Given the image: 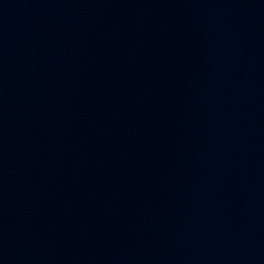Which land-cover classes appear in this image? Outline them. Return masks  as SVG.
I'll list each match as a JSON object with an SVG mask.
<instances>
[{
	"label": "water",
	"instance_id": "1",
	"mask_svg": "<svg viewBox=\"0 0 264 264\" xmlns=\"http://www.w3.org/2000/svg\"><path fill=\"white\" fill-rule=\"evenodd\" d=\"M0 264H264V0H0Z\"/></svg>",
	"mask_w": 264,
	"mask_h": 264
}]
</instances>
